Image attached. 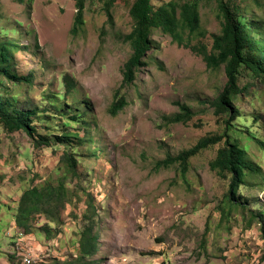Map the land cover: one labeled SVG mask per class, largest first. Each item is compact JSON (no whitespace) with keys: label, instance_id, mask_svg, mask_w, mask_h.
<instances>
[{"label":"rangeland","instance_id":"374dc122","mask_svg":"<svg viewBox=\"0 0 264 264\" xmlns=\"http://www.w3.org/2000/svg\"><path fill=\"white\" fill-rule=\"evenodd\" d=\"M134 1L85 0L72 35L74 0H0L7 66L32 80L0 76V111L34 112L36 133L51 142L35 147L25 132L0 126V264H25L24 255L33 264H264V82L241 70L243 93L234 99L240 118L228 129V118L211 107L226 87L225 68L208 69L192 51L212 53L222 33L217 1H204L198 32L183 31L179 47L153 31L144 66L124 85ZM225 1L264 49V0ZM193 3L151 0L154 8L175 5L178 18ZM122 98L127 107L112 117L113 102ZM177 105L193 113L188 124L171 123L180 115ZM226 134L257 170L245 172L236 204L228 201L230 177L209 168L225 141L191 159L185 177L180 165L156 167ZM65 153L76 160L75 176ZM32 188L60 190L64 204L58 197L42 207L26 234L16 216Z\"/></svg>","mask_w":264,"mask_h":264},{"label":"trees","instance_id":"16d2710c","mask_svg":"<svg viewBox=\"0 0 264 264\" xmlns=\"http://www.w3.org/2000/svg\"><path fill=\"white\" fill-rule=\"evenodd\" d=\"M18 1L20 3L23 2V0ZM84 1L74 0L76 15L71 30L72 35H75L78 28L82 25ZM204 1H217L219 14L223 20L222 33L214 39L212 53H209L205 48L192 49V51L203 58L208 69L218 70L222 67L225 68L226 87L218 99L211 104V107H213L217 117L226 116L228 118L227 127L229 129L240 118L239 112L234 108V99L243 93L239 86L241 70L245 68L255 78L264 82V49L259 46L260 43L254 38V29L237 21L234 16L235 8H232L225 0H196V3L187 4L181 8V18H178V10L173 4L154 8L151 0H135L129 10L134 28L130 34L124 37V41L132 49V56L125 63L122 71L123 84L131 86L135 82V75L144 66L143 60L150 51V38L153 31H159L163 35L168 36L179 47L183 46V31L187 30L190 34L198 32L200 29L198 3ZM106 14L108 20L111 21L108 9ZM186 48L188 49L189 47ZM10 51L11 49L7 45H2L0 48V76L13 83L31 85L30 76L13 74L7 66L11 58ZM254 53H258L260 57H253ZM65 84L67 91L73 88V84L67 78H65ZM177 106L180 108V115L171 120V123L174 125L188 124L193 119V113L187 106ZM126 107L127 102L125 99H115L109 110L110 115L116 117ZM33 116L34 112L9 115L0 111V126L9 133L25 132L33 140L35 147L51 146V142L47 138L36 133L32 120ZM223 142V148L218 151L215 161L211 163L209 168L212 172H216L222 180H225L226 176L230 177L228 201L236 204L235 196L238 190L245 185V172L255 173L257 170L249 165L246 160V154L239 143L231 142L227 134L221 138L204 139L192 150L174 159L170 158L165 162L159 163L156 167L161 170L180 165L182 176L185 177L188 173V164L191 159ZM63 161L68 172L75 176L77 174L76 160L71 154L65 153ZM58 197L61 205L64 204L60 197V190L51 188L26 190L21 197L16 216L17 225L23 228L26 234H30L29 220L33 218V215H37L42 207L48 208L51 206V201L54 199L58 200ZM81 246L84 248V243ZM87 253L89 252H85V254ZM9 259L14 261L11 255Z\"/></svg>","mask_w":264,"mask_h":264},{"label":"built area","instance_id":"2783aa9c","mask_svg":"<svg viewBox=\"0 0 264 264\" xmlns=\"http://www.w3.org/2000/svg\"><path fill=\"white\" fill-rule=\"evenodd\" d=\"M26 255L23 256V262H25V264H33V260L30 258V256L25 257Z\"/></svg>","mask_w":264,"mask_h":264},{"label":"clouds","instance_id":"9594fccd","mask_svg":"<svg viewBox=\"0 0 264 264\" xmlns=\"http://www.w3.org/2000/svg\"><path fill=\"white\" fill-rule=\"evenodd\" d=\"M17 257H19V249H18V252H17Z\"/></svg>","mask_w":264,"mask_h":264}]
</instances>
